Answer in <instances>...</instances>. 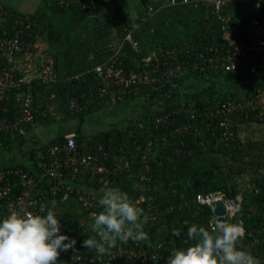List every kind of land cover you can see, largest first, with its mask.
<instances>
[{"label": "trees", "instance_id": "trees-1", "mask_svg": "<svg viewBox=\"0 0 264 264\" xmlns=\"http://www.w3.org/2000/svg\"><path fill=\"white\" fill-rule=\"evenodd\" d=\"M45 1L48 9L55 13L84 9L103 13L100 17L97 15L99 18L92 16L84 20L83 23L95 22L96 26L89 23L83 29L73 30L76 34L53 28L49 48L54 52L56 78L36 79L21 86L20 90L30 95L31 122L21 119V107L17 101L20 91L11 89L6 94L0 117L17 124V127L1 134L0 145H9L33 126L57 120H86L110 105L141 99L153 105L146 114L136 113L129 117L124 127L112 126L89 135L57 134L30 153L38 162L36 151L40 150L44 161L48 162L50 158L44 154L48 147L63 144L71 136L79 154L95 156L108 169L92 175L90 171L82 170L78 174L80 184L97 189L117 187L143 209L141 223L147 241L129 240L127 244L117 241L112 248L115 252L112 258L106 263L96 261L92 264H130L125 253H118L119 249L129 248L147 250L150 257L142 264H165L173 249L186 248L191 243L187 239L188 227L192 224L209 225L212 210L199 204L196 194L222 190L228 198L235 199L242 184L245 188L241 205L244 209L253 207L254 211L240 209L229 222L242 221L245 236L239 247L264 264V136L259 139H251L248 133L241 136L251 125L264 121L248 106L256 89L264 90V84L249 77L252 68L261 65L257 55L250 52L245 62L233 71L221 67L226 52V31L221 29L212 7L203 0H178L174 5H169L168 0H136L131 1V5L130 0ZM150 5L154 10L151 14L147 13ZM109 7L111 11L105 14ZM223 11L230 15L228 29L231 34L238 41H246L244 28L247 19L260 17V13L235 1ZM13 16L19 17L23 23H15ZM26 16L9 11L6 22H0V26L14 23V30L8 33L18 31L22 43L31 47L45 41L48 30L47 24L37 16L29 14V19ZM104 17L111 22L110 27H105V34L98 23ZM95 18L96 21H92ZM132 23L135 24L132 36L136 48L124 40L125 29ZM58 48H61L60 54L55 52L59 51ZM90 48H107V56L116 54L126 70H139L147 63L152 72L157 63L154 74L179 65L184 75L175 76L174 85L162 80L155 89L140 83L122 92L113 82L101 80L94 67L107 57L102 59L96 50L95 57L89 58ZM246 62L249 64L244 70L247 79L237 82L238 73L243 71ZM69 65L68 70L65 67ZM189 78L193 92L187 100L178 101L180 86ZM29 85L31 89H27ZM232 100L239 103L232 111L227 114L218 111L222 103ZM225 117L228 118L227 128L220 125ZM116 159L128 160L130 172H113ZM10 167L29 170L21 164ZM106 179L107 184L104 183ZM64 195V189L49 194L47 207L49 209L50 202L56 201L55 212L64 224L65 235H72L81 243L95 236L90 229L93 213L101 211L100 206L86 210L76 194ZM139 197L142 200L138 201ZM173 229H179L181 235L174 237ZM151 253L156 256L151 257ZM60 261L71 264L69 257Z\"/></svg>", "mask_w": 264, "mask_h": 264}, {"label": "built area", "instance_id": "built-area-1", "mask_svg": "<svg viewBox=\"0 0 264 264\" xmlns=\"http://www.w3.org/2000/svg\"><path fill=\"white\" fill-rule=\"evenodd\" d=\"M184 2L198 0H183ZM206 5L212 7L213 12L217 15V19L220 21L221 29L226 31L225 43L226 52L225 57L221 60V67L226 71H233L237 69L248 58L250 52H254L261 64H264V0H203ZM232 1L241 2L253 8L255 12L260 13V17L248 18L245 24L244 32L247 35L246 41H238V39L231 34L228 30L230 22V15L223 11V8L228 6ZM178 0H168L169 5H174ZM153 7L148 6L147 13L153 12ZM8 10L0 4V22H6ZM15 23L21 25L23 20H15ZM5 27V26H4ZM3 26L0 27V55L4 56L6 65L0 68V108L1 102L5 99L6 94L11 89H19L24 83V76L31 67V59L33 53L29 46H25L18 36V31H14L12 34L8 33L9 30ZM14 26L12 27V30ZM135 24L132 23L130 27L125 29L124 40L128 41L133 48H136V42L133 41V29ZM10 30V31H12ZM166 56H168L166 54ZM202 56L201 54L199 55ZM170 57V56H168ZM212 61L213 59H209ZM24 65V67H22ZM147 63L139 70H126L122 63L116 57V54L111 55L101 63L95 65L94 70L100 76L103 82H113L120 91H125L127 88H131L134 84L150 85L154 89L157 88L162 80H165L174 85V77L182 76V70L179 65L172 66L159 74H154L157 70V63L154 65L152 72L147 68ZM78 76H76L77 78ZM30 95L23 93L20 98V107L22 113V120L24 122H31L33 117V108L30 102ZM75 103L71 102V106ZM239 103L235 101H228L221 104L218 111L227 114L232 111ZM248 106L252 110L256 111V115L260 120H264V90L257 88L255 95L248 101ZM228 118L225 117L220 125L227 128ZM16 126L10 121L4 118L0 119V135L11 131ZM226 136V133H223ZM49 156L50 161L45 162L42 156V168L48 178L53 179L55 183L52 184L47 192V197H44L43 193L39 190V184L37 178L28 171L19 169H2L0 170V219L5 218L12 211H19L23 208L33 213L45 214L48 210L46 198L49 194H56L61 189L65 190V193H74L78 196V201L81 206L88 209H96L99 207L96 198L82 191L78 186L68 187V190L62 186L63 181L74 180L78 174L84 171H90L91 175L95 173L106 172L108 169L100 162L95 156L82 155L76 150L75 140L73 137L68 136L63 144H52L45 151ZM146 168H148L146 166ZM130 169V162L128 160L116 159L113 163V172H122ZM108 183V179L104 181ZM196 201L204 206H208L211 210L214 207L216 200L220 199L224 202L226 209L230 212L229 220L233 215L237 214L241 208V199L237 196L235 199L228 198L226 193L222 190H213L208 193H198L195 196ZM142 200L139 198L138 201ZM216 219V216L212 214L209 220V224ZM237 222H241L238 220ZM236 223V222H235ZM61 224V223H60ZM243 225V223H242ZM64 232V227L61 224V234ZM64 235V234H63ZM69 236L71 239L77 241L75 249L78 254L83 256L85 262L92 264L96 261L107 262L109 258L115 255L113 250L107 254L101 256L93 250L83 248L82 243L76 238ZM119 254H126L125 258L130 264H142V261L149 259L150 254L147 250L138 249L134 250L129 248L121 251ZM63 258L72 256V250L68 252H62L60 254ZM156 256L155 253H151V257Z\"/></svg>", "mask_w": 264, "mask_h": 264}, {"label": "clouds", "instance_id": "clouds-1", "mask_svg": "<svg viewBox=\"0 0 264 264\" xmlns=\"http://www.w3.org/2000/svg\"><path fill=\"white\" fill-rule=\"evenodd\" d=\"M50 205L45 214L21 208L0 219V264H64L60 254L69 250L71 264H80L83 256L75 249L77 241L61 234L56 201ZM98 205L102 210L93 213L90 229L95 236L83 240V248L103 256L117 241L127 244L148 239L141 223L143 209L127 193L117 187L101 188ZM172 235L179 237L181 231L173 229ZM244 236L241 222L230 223L224 218L214 219L207 227L192 224L187 229L189 246L173 249L165 264H260L239 247Z\"/></svg>", "mask_w": 264, "mask_h": 264}, {"label": "crops", "instance_id": "crops-1", "mask_svg": "<svg viewBox=\"0 0 264 264\" xmlns=\"http://www.w3.org/2000/svg\"><path fill=\"white\" fill-rule=\"evenodd\" d=\"M131 1H136V0H130L129 1L130 5L133 4L131 3ZM0 4H2L8 10V12L11 11L13 13H16L17 15L19 14H26L27 16L29 14L35 15L38 17V19H40L42 22H45L47 24L48 31H47V37L45 38V41L37 42L33 44L34 46H31V47L29 46V48L31 49L33 53V56L31 59V67L26 72L24 79H23L25 84H28L32 80H36V79L54 80L56 78L57 72L55 70L56 68L54 66V61H53L54 52L52 48H49V45L52 42V38H53L52 30L54 27L55 28L57 27L58 29H61V30H69L70 32H72L73 30L78 29V27L82 25L84 20L88 18H92V16H97V15L102 16L101 14L103 13V11L101 12L86 11V9L81 10V11H76V10L69 11L67 13H55L48 9L45 0H0ZM104 13H107V12H104ZM13 17L16 18L14 20L20 19L19 17H16V16H13ZM92 21H96V18L93 19ZM90 24L93 26H96L94 25L95 22H91ZM13 26H14V23L11 26H5V27L10 31L12 30ZM89 27L90 26H88L87 29H89ZM90 49L92 50V53H89V58L95 57L93 55L96 54V50L97 52H99V55L102 59L109 57L107 56L109 55V53H107V50H108L107 48H90ZM58 50L59 51L55 50V52L57 54H60L61 48H58ZM6 64L7 63L4 60V56L0 55V68L4 67ZM247 66L249 67L248 62L244 63L243 71H240L238 73L237 82L247 79L244 77V70L247 68ZM65 68L69 70L70 65ZM252 69L253 71H251L249 75L251 80L264 84V64H261L260 67H255ZM58 70L61 72L63 71L61 69H58ZM183 75L184 73H182V76ZM191 82L192 80L190 78L187 80L186 79L184 80V82L180 86L179 94L177 97L178 101H184L190 97L189 96L190 93L193 92V90L189 87ZM20 89L21 88L19 89L15 88V90L20 91V93L17 95V101H20V98L23 96V93H24ZM27 89H31V86L29 85ZM6 99L7 97H5L4 100L6 101ZM2 102H1V105H2ZM121 106L124 107L121 110H128L129 112L131 111L126 106H124V103ZM152 107L150 108V111L153 109ZM117 108L112 110V107H104L101 110L97 111L95 114L91 115V117H89L88 119L82 120V121L73 120V121L65 122V121L57 120L54 122H47V123L33 126L29 130V132L25 133L22 137H20L19 139H16L9 145L7 146L0 145V146H4L5 148L4 151H7L5 154V157L7 155L6 158L9 160L7 163L0 164V170L12 169L10 166L20 165V164L26 166L29 170H25V171L30 172L37 178L40 192L43 193L44 197H47V192L49 188H51L52 184L55 183V181L53 179L48 178L45 173L44 168H42V165H41L42 158L41 157L43 153L40 150L36 151V158L38 159V162H36L34 161L33 158H31V154H30L31 151L43 146L48 140L54 138L57 134L74 135V134L80 133L84 135H89L101 129L112 127V126L113 127H121V126L124 127L123 124L129 119V117H133L134 115H136V113L135 114L133 113L134 115L121 116L120 115L121 110L119 112L118 110L119 108L118 109ZM0 119L2 118L0 117ZM13 124L17 127V124L15 123ZM16 127L14 129H16ZM247 133H248V137H250L251 139H259L262 136H264V121L263 123L258 122V123H255L254 125H251V127H249L245 133L243 132L241 133V136ZM2 135H0V138ZM44 154L46 153L44 152ZM15 169L24 170L23 168H15ZM78 179L79 178L77 176L72 181L70 180L63 181L62 186H64V188L68 190V187L76 185L79 188H81L83 192L93 195L98 201L99 195H100V189H97L95 187L88 186V185H81ZM67 195H68V192L65 193L64 197H66ZM48 199L49 198L45 199L46 202L48 201ZM62 225L64 227V224ZM63 234L65 235V231L63 232ZM60 259L63 260L64 258L60 255Z\"/></svg>", "mask_w": 264, "mask_h": 264}, {"label": "rangeland", "instance_id": "rangeland-1", "mask_svg": "<svg viewBox=\"0 0 264 264\" xmlns=\"http://www.w3.org/2000/svg\"><path fill=\"white\" fill-rule=\"evenodd\" d=\"M111 9L110 8H107L105 12H110ZM106 14V13H105ZM100 17V16H99ZM98 17V18H99ZM90 22H84L82 23V25L80 27H78V29H83L84 26H86L87 24L89 25ZM100 23V29L103 31V33L105 34L106 30H105V27H110V19H108L107 17H104L102 18V21L98 22ZM72 34H76L75 31L72 32ZM95 44V43H94ZM22 67H24V65H22ZM148 103V104H147ZM121 105H123V103H120V104H117L116 106L114 105H110V107H112V110L117 108L120 112L121 109H123L124 107H122ZM124 106H126L129 110H131L130 112L128 110H121L120 112V115L121 116H125V115H134L135 113H140V114H146L147 112L150 111V108L153 106L150 105V102L146 101L145 99H141V100H136V101H126L124 102ZM146 110V111H145ZM134 113V114H133ZM111 115V113H110ZM135 116V115H134ZM5 148L4 146H0V164H3V163H7L9 160L5 157V154L7 151H4ZM127 172H130V169L126 170ZM242 180V179H241ZM240 191H239V194L237 196L240 197V199L242 200L243 199V196H242V190L245 188V185H241L240 186ZM236 196V197H237ZM139 198H142V197H139ZM242 210L246 211V212H253L254 211V208L253 207H248V208H243V206L241 205V208ZM112 250V249H111ZM109 250V251H111Z\"/></svg>", "mask_w": 264, "mask_h": 264}, {"label": "water", "instance_id": "water-1", "mask_svg": "<svg viewBox=\"0 0 264 264\" xmlns=\"http://www.w3.org/2000/svg\"><path fill=\"white\" fill-rule=\"evenodd\" d=\"M212 212L216 216V218H224L228 222L230 212L226 209L225 204L222 200H216Z\"/></svg>", "mask_w": 264, "mask_h": 264}]
</instances>
